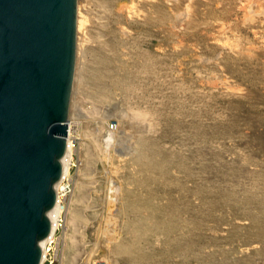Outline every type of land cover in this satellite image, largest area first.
I'll list each match as a JSON object with an SVG mask.
<instances>
[{
    "label": "rangeland",
    "instance_id": "1",
    "mask_svg": "<svg viewBox=\"0 0 264 264\" xmlns=\"http://www.w3.org/2000/svg\"><path fill=\"white\" fill-rule=\"evenodd\" d=\"M78 1L80 106L43 264H264V0ZM145 107L155 129L129 114ZM144 137L167 159L156 211L125 202Z\"/></svg>",
    "mask_w": 264,
    "mask_h": 264
},
{
    "label": "water",
    "instance_id": "2",
    "mask_svg": "<svg viewBox=\"0 0 264 264\" xmlns=\"http://www.w3.org/2000/svg\"><path fill=\"white\" fill-rule=\"evenodd\" d=\"M78 0H0V264H41L68 145Z\"/></svg>",
    "mask_w": 264,
    "mask_h": 264
},
{
    "label": "bare ground",
    "instance_id": "3",
    "mask_svg": "<svg viewBox=\"0 0 264 264\" xmlns=\"http://www.w3.org/2000/svg\"><path fill=\"white\" fill-rule=\"evenodd\" d=\"M133 1V0H132ZM137 1V0H136ZM104 3V2H103ZM102 3V4H103ZM125 3V2H124ZM134 3V1H133ZM133 3H132V6H133ZM108 4V3H107ZM110 4V3H109ZM106 5L105 3L101 6L103 9V6ZM123 5V4H122ZM125 5V4H124ZM111 6V5H110ZM109 6V7H110ZM121 6V5H120ZM130 6V5H129ZM127 7V10L128 8H132V7ZM125 6H123L124 8ZM134 8V7H133ZM132 8V9H133ZM100 9V11H101ZM121 9V8H120ZM138 10V8H137ZM137 10H134V11H137ZM103 11L105 10H102V13ZM110 11V10H109ZM131 11V10H130ZM129 11V12H130ZM128 13V12H127ZM137 13V12H136ZM141 13V12H140ZM144 13V12H143ZM83 14H84V11H83ZM83 14L81 13V5L78 1V18H77V42H76V69H75V74H74V82H73V87H74V91H73V87H72V91H73V95L71 96V99H72V103H71V112H70V116L72 114V111L74 109V104L77 102V88H76V82L78 81L77 79V76L80 75L78 74L80 71V68L81 67V59H80V50H81V41H82V36L80 34V30H81V27L83 26ZM106 14L105 13L104 17H106ZM139 14V13H138ZM86 15V14H84ZM103 16V14L101 15ZM129 16H131V13L129 14ZM128 16V17H129ZM138 16V15H137ZM110 17V16H109ZM126 17V16H125ZM132 17V16H131ZM107 18V17H106ZM105 20V19H104ZM106 21V20H105ZM108 22V20H107ZM106 23V22H105ZM104 23V24H105ZM102 25V24H101ZM108 25V24H107ZM106 25V26H107ZM103 26V25H102ZM84 27V26H83ZM105 34V33H104ZM102 36V34H100ZM100 36V37H101ZM104 36V35H103ZM103 38V37H102ZM180 76V75H179ZM100 96V95H99ZM77 99V100H76ZM76 101V102H75ZM79 101V100H78ZM81 101V100H80ZM77 105L80 106L79 102H77ZM91 108V107H90ZM128 108V107H127ZM133 108V107H132ZM131 108V110H132ZM95 109V108H94ZM146 109V107H145ZM93 110V109H92ZM95 110H98V109H95ZM142 109H139L138 108L135 110L133 109L131 111V113H129L130 115H132V117H141L142 115H149V112L151 113V110L149 108H147L145 111L142 110ZM148 110H150L148 112ZM130 111V110H129ZM92 112V111H91ZM90 113V111H89ZM94 114V111L93 113ZM98 114V113H97ZM154 113H151V115H153ZM96 116V115H95ZM89 117V115H88ZM93 117V116H91ZM158 117V116H157ZM156 116L153 115V117H150V122H149V126H150V130L152 129H155V127H158L157 125H159L160 121H157L156 119H159V117L157 118ZM154 119L157 121V122H154ZM72 120H71V117L69 118V123H68V134H67V142H68V145H67V148H66V152L62 158V163H63V173H62V176L60 178V180L58 181L57 183V202L56 204L54 205L53 207V211H52V215H51V221H52V229L49 233V235L45 238V242H44V246H43V257H42V263L44 262V258H45V255H46V242H49L52 237H53V234L59 224V209H60V205H59V201H60V195H59V192H58V186L60 184V182L62 181L63 177L68 173V170H69V167H70V164H71V155H72V140H71V134H72ZM81 128V127H80ZM75 130V129H74ZM78 130V129H77ZM155 134V133H154ZM95 137V136H94ZM97 137V136H96ZM73 138V137H72ZM100 138V137H99ZM95 139V138H94ZM97 139V138H96ZM89 140V139H88ZM99 140V139H98ZM97 140V142H98ZM91 141V140H90ZM139 143H137V150H138V154L137 156H135V160L134 162H136L138 165L141 166V169H140V173H142V175L140 177H137V180L139 181L138 182V192L136 191L135 194H131L129 197L128 196H125V202L128 203V204H132L134 206L135 209H139V208H147L152 210V211H156L154 209V205H153V202H151V198L154 196L153 192L151 191V189H149V185L151 184V179L152 180H155L156 179V175L158 173V171L160 170H165L164 168L166 167V161L167 159L163 156V154H161L160 152H158L157 148L155 147L156 143L155 141H153V139L151 138H148V137H144V138H141V139H138L137 140ZM90 144V143H88ZM92 145V143H91ZM106 145V144H105ZM73 147V146H72ZM107 147V146H106ZM93 149V148H92ZM95 150H96V147H95ZM98 154V153H96ZM120 157V156H119ZM91 181V180H90ZM89 182V181H88ZM92 182V181H91ZM90 184V183H89ZM84 196V195H83ZM81 199V198H80ZM147 206V207H146ZM160 210V209H159ZM166 212V206L162 207L161 208V212L159 214V218H164L165 217V213L164 211ZM130 211H127L126 210V215H129ZM168 212V211H167ZM71 217V216H70ZM165 219V218H164ZM76 221V220H75ZM141 225H140V231L141 233H146L145 232V225H144V219L142 218L141 220ZM78 222V221H77ZM76 222V223H77ZM75 223V224H76ZM138 227V226H137ZM139 229V228H138ZM164 231H166V226L165 228H163ZM78 237V236H77Z\"/></svg>",
    "mask_w": 264,
    "mask_h": 264
}]
</instances>
